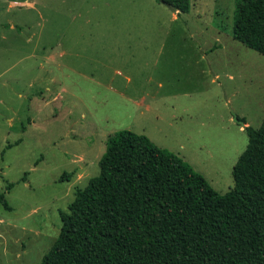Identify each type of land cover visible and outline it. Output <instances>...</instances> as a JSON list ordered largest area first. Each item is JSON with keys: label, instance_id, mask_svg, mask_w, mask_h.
<instances>
[{"label": "rangeland", "instance_id": "obj_1", "mask_svg": "<svg viewBox=\"0 0 264 264\" xmlns=\"http://www.w3.org/2000/svg\"><path fill=\"white\" fill-rule=\"evenodd\" d=\"M234 10L235 0H189L186 12L159 0H0V264L41 263L118 131L176 154L219 194L233 187L244 128L264 120V55L233 37ZM62 35L75 72L55 74Z\"/></svg>", "mask_w": 264, "mask_h": 264}, {"label": "trees", "instance_id": "obj_2", "mask_svg": "<svg viewBox=\"0 0 264 264\" xmlns=\"http://www.w3.org/2000/svg\"><path fill=\"white\" fill-rule=\"evenodd\" d=\"M159 1L189 9V0ZM232 35L264 55V0H235ZM244 132L225 194L146 136H109L98 175L60 212L40 264H264V120ZM0 204L9 209L2 192Z\"/></svg>", "mask_w": 264, "mask_h": 264}, {"label": "crops", "instance_id": "obj_3", "mask_svg": "<svg viewBox=\"0 0 264 264\" xmlns=\"http://www.w3.org/2000/svg\"><path fill=\"white\" fill-rule=\"evenodd\" d=\"M176 12V11H175ZM175 15V13H174ZM176 16V15H175ZM191 37L193 35H190ZM70 35L69 36H58L57 41L59 43V52H56V54L52 57V63H53V71L55 74H62V73H73L75 72L74 65L72 66V61L70 60V56H68L66 50H64V41L68 39L70 41ZM199 44H195L194 49L192 53L187 57V60L194 64V66H197L204 61V51L203 49H200ZM196 50V51H195ZM49 58V56H47ZM181 60H184L186 57L184 55H180ZM204 68H202L201 72L204 73ZM163 84L161 82H158V86H162Z\"/></svg>", "mask_w": 264, "mask_h": 264}, {"label": "water", "instance_id": "obj_4", "mask_svg": "<svg viewBox=\"0 0 264 264\" xmlns=\"http://www.w3.org/2000/svg\"><path fill=\"white\" fill-rule=\"evenodd\" d=\"M234 121H237V120H236V118L234 119ZM240 124H241L242 126L244 125V123H243V122H240Z\"/></svg>", "mask_w": 264, "mask_h": 264}]
</instances>
